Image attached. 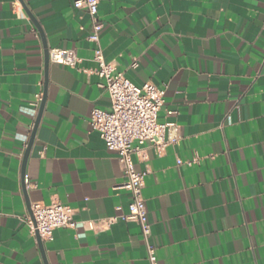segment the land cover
Instances as JSON below:
<instances>
[{
	"label": "crops",
	"instance_id": "1",
	"mask_svg": "<svg viewBox=\"0 0 264 264\" xmlns=\"http://www.w3.org/2000/svg\"><path fill=\"white\" fill-rule=\"evenodd\" d=\"M74 2L0 0V264H148L139 225L123 219L117 155L90 125L111 107L98 47L136 86L164 89L158 121L177 124L161 154L144 145L133 157L159 264H264V0H100L99 45ZM55 48L75 49L77 67L46 64ZM45 91L25 195L37 117L24 110ZM27 201L75 212L44 256Z\"/></svg>",
	"mask_w": 264,
	"mask_h": 264
},
{
	"label": "built area",
	"instance_id": "2",
	"mask_svg": "<svg viewBox=\"0 0 264 264\" xmlns=\"http://www.w3.org/2000/svg\"><path fill=\"white\" fill-rule=\"evenodd\" d=\"M100 0H75L74 7L84 10L91 21V32L88 41L99 45L103 23L99 18ZM49 60L53 64L76 68L80 59L75 49L55 48L49 52ZM94 60L99 69L94 73L101 80L100 87L109 95L110 110L95 108L90 115V125L103 140L106 148L117 155L124 181L117 185V190H125L130 194L129 213L123 216L128 222L139 225L146 247L148 264H159L157 249L151 243L152 229L148 221L143 188L147 172L138 171L133 160L134 155L142 154L144 145L151 146L161 154L172 140L167 139V131L176 132L174 122L161 124L159 112L165 106V90L153 83L136 86L119 72L112 63L104 59L103 51L97 48ZM138 68V63L132 65ZM42 95L37 96L34 108L24 110L34 119L37 117ZM175 141V140H173ZM24 185L29 186L27 175ZM74 210L60 202L49 205L36 202L31 205V214L25 218L30 235L42 242L51 240L58 229H75ZM113 220L101 222L90 221L89 227L95 230L98 225L110 228Z\"/></svg>",
	"mask_w": 264,
	"mask_h": 264
},
{
	"label": "water",
	"instance_id": "3",
	"mask_svg": "<svg viewBox=\"0 0 264 264\" xmlns=\"http://www.w3.org/2000/svg\"><path fill=\"white\" fill-rule=\"evenodd\" d=\"M48 63H49V53L46 52V64H48ZM45 102H46V91H45V93L43 95V98H42V101H41V106H40V109H39V113H38V116H37V119H36V122H35V126H34V129H33V132H32L28 147H27V150H26L24 158H23L22 183H23V191H24L25 195H26V187L24 185V177L26 175L25 174L26 173V165H27V161H28V158H29V154H30L31 149L33 147V143H34V140H35V136H36V132H37L38 126H39L40 121H41V117H42L43 110H44V107H45ZM28 207H29V213L31 214V206H30L29 202H28ZM37 240H38V244H39V247L41 249V252H42V254L44 256V243L41 241V239L39 238L38 235H37Z\"/></svg>",
	"mask_w": 264,
	"mask_h": 264
}]
</instances>
